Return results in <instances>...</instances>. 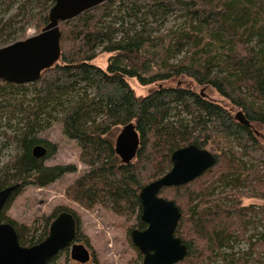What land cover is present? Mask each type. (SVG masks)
<instances>
[{"label": "trees", "instance_id": "16d2710c", "mask_svg": "<svg viewBox=\"0 0 264 264\" xmlns=\"http://www.w3.org/2000/svg\"><path fill=\"white\" fill-rule=\"evenodd\" d=\"M31 1H19L7 19L0 17V34L7 30L1 41L14 35L15 24L23 30L33 22L38 32L47 24L54 0H35V11L28 8ZM12 3L0 0V7ZM59 29L60 57L36 81L0 80V189L14 183L16 193L26 185L46 187L76 172L73 164H44L56 147L39 134L59 122L88 168L66 196L84 209L100 206L135 217L143 228L141 187L171 168L176 149L209 146L213 166L158 192L181 212L175 235L187 254L175 264H264V205L241 202L244 196L264 199V142L253 127H264V0H108ZM102 53L108 54L105 68L92 63ZM128 78L158 86L138 96ZM180 78L195 87L182 86ZM206 89L236 111L209 99ZM130 122L140 144L124 164L112 132ZM38 144L47 150L42 158L32 153ZM9 147L12 153L1 160ZM9 201L0 221L14 226L21 245L42 241L61 211L75 216L76 240L82 238L78 215L68 205L30 232L5 218ZM240 242L246 247L236 249Z\"/></svg>", "mask_w": 264, "mask_h": 264}, {"label": "water", "instance_id": "95a60500", "mask_svg": "<svg viewBox=\"0 0 264 264\" xmlns=\"http://www.w3.org/2000/svg\"><path fill=\"white\" fill-rule=\"evenodd\" d=\"M108 0H54L48 11L47 24L35 35L0 47V80L15 84L36 81L42 71L53 66L60 57L62 22L78 17ZM239 112L236 114L237 117ZM140 144L133 123L121 127L114 140V151L124 164L136 156ZM46 148L38 144L32 153L45 156ZM215 153L195 144L176 149L171 154V168L159 178L141 187L140 219L144 229H133V245L143 254L142 264H175L187 254V246L175 235L181 212L171 199L158 195L162 187L184 185L214 165ZM19 189L14 183L0 189V212ZM77 221L68 211L59 212L50 222L46 237L31 246L21 245L14 226L0 221V264H48L61 251L69 248L70 258L79 263L90 260V252L75 242Z\"/></svg>", "mask_w": 264, "mask_h": 264}, {"label": "rangeland", "instance_id": "374dc122", "mask_svg": "<svg viewBox=\"0 0 264 264\" xmlns=\"http://www.w3.org/2000/svg\"><path fill=\"white\" fill-rule=\"evenodd\" d=\"M19 1L13 0L12 4H3L0 7V17H7L13 13ZM31 1V0H29ZM35 7V0L31 1L28 8ZM35 11V8H33ZM15 33L7 38L6 42L1 40L5 39L7 30L0 34V47L6 46L14 41L25 39L38 33L33 22L26 26L23 30L16 29L18 25H14ZM6 43V44H5ZM108 54H100L92 61L93 64L105 68L107 65ZM129 85L133 88L136 95H146L150 90L158 86L152 84L148 86H141L136 79L128 78ZM182 86L195 87L194 83L188 78H180ZM174 83L164 82L162 85H172ZM208 98L221 105L230 107L229 103L221 97L215 90H204ZM236 111V108H231ZM253 127L258 133V137L264 142V127L253 123ZM121 127L114 130L112 133L118 134ZM39 136L54 144L56 147L55 153L49 158L45 159V165H65L73 164L76 166L75 173H66L52 184L46 187H36L34 185H26L19 192L14 194L8 201V206L4 210L5 218L12 219L18 225H23L32 232L34 228L42 229L45 218L51 216L57 209H62L63 206L70 207L78 215L80 222V232L82 233L83 242L87 248L93 253L94 260L98 264H142L143 255L133 245L130 237V231L137 228L138 220L133 218H123L120 215L114 214L110 210L96 206L92 209H84L78 206L66 196V188L80 173L85 172L88 168L82 164L78 159V145L73 139L68 138L62 131L59 122H53L50 126L40 132ZM205 149L211 150L209 146ZM213 152V151H212ZM12 153V148L3 152L1 160ZM167 199V198H166ZM172 200V199H171ZM174 201V200H173ZM241 202L243 205H264V199L242 197ZM264 216V213L261 214ZM6 222V221H4ZM39 232V231H38ZM245 248L246 243L240 242L237 248ZM204 260L202 264H209ZM93 260L88 264H93ZM52 264H77L72 261L69 254V248L60 252ZM211 264H221L220 261L212 262Z\"/></svg>", "mask_w": 264, "mask_h": 264}, {"label": "flooded vegetation", "instance_id": "af4514ba", "mask_svg": "<svg viewBox=\"0 0 264 264\" xmlns=\"http://www.w3.org/2000/svg\"><path fill=\"white\" fill-rule=\"evenodd\" d=\"M74 216V215H73ZM75 217V216H74ZM76 219V218H75ZM139 219H140V216H139ZM77 221V220H76ZM140 221H141V219H140ZM4 222V221H3ZM143 222V221H142ZM144 223V222H143ZM146 227V224L144 223V227L143 228H138L137 227V229H144ZM133 229H136V228H133ZM132 229V230H133ZM131 230V231H132ZM130 231V232H131ZM81 241H84L82 238L80 239V240H76V237H75V242L76 243H81V244H83L86 248H87V246L83 243V242H81ZM67 249V248H66ZM88 249V248H87ZM65 250V249H64ZM63 250V251H64ZM88 251L90 252V260L88 261V262H90L91 260H93V258H94V256H93V253L88 249ZM139 251V250H138ZM62 252V251H61ZM140 252V251H139ZM70 253V252H69ZM141 253V252H140ZM142 254V253H141ZM143 255V254H142ZM57 256V255H56ZM72 260V259H71ZM143 260V259H142ZM73 261V260H72ZM74 262H76V261H74ZM88 262H85V263H79V262H76V263H78V264H88Z\"/></svg>", "mask_w": 264, "mask_h": 264}]
</instances>
